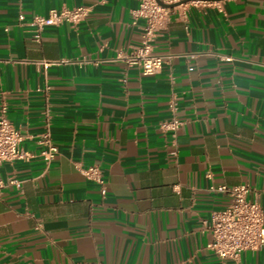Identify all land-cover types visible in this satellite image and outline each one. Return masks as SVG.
<instances>
[{
    "label": "crops",
    "instance_id": "obj_1",
    "mask_svg": "<svg viewBox=\"0 0 264 264\" xmlns=\"http://www.w3.org/2000/svg\"><path fill=\"white\" fill-rule=\"evenodd\" d=\"M80 5L85 20L33 39L34 15ZM138 6L0 0V114L27 155L0 166V264H264V245L238 260L208 246L231 202L213 187L247 185L264 210V0L176 7L154 42L172 58L151 75L119 57L141 44ZM94 164L106 194L81 172Z\"/></svg>",
    "mask_w": 264,
    "mask_h": 264
},
{
    "label": "built area",
    "instance_id": "obj_2",
    "mask_svg": "<svg viewBox=\"0 0 264 264\" xmlns=\"http://www.w3.org/2000/svg\"><path fill=\"white\" fill-rule=\"evenodd\" d=\"M218 1L221 0H139V6L133 11V15L135 20L145 19L141 44L132 53L119 57L129 66L140 67L145 75L158 73L172 55L156 54L154 42L159 31L168 23L174 9L178 6L186 8L189 5H211ZM90 12L91 7L80 5L51 8L46 15H34L29 21L33 27V39L41 41L46 26L62 23L76 26L85 20ZM19 19L24 20V15H20ZM181 125L183 121L174 117L163 123L162 127L165 130L176 131ZM24 138L25 134L13 125L3 109L0 114V166L6 161L27 156L21 146ZM39 143L43 146L41 156L47 163L51 162L59 149L52 139L49 127L41 134ZM81 172L99 183L102 193L106 194L107 182L99 165L82 167ZM9 184L18 183L12 179ZM6 185L7 183L0 178V196ZM213 189L227 193L231 197V202L228 206L212 212L209 227L213 240L208 246L220 258L235 260H238L244 251L261 248L264 245V210L257 201L249 199L250 188L247 185H221Z\"/></svg>",
    "mask_w": 264,
    "mask_h": 264
},
{
    "label": "water",
    "instance_id": "obj_3",
    "mask_svg": "<svg viewBox=\"0 0 264 264\" xmlns=\"http://www.w3.org/2000/svg\"><path fill=\"white\" fill-rule=\"evenodd\" d=\"M162 4V3H161ZM164 6H175V5H164Z\"/></svg>",
    "mask_w": 264,
    "mask_h": 264
}]
</instances>
